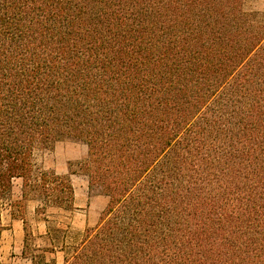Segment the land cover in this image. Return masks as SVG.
Masks as SVG:
<instances>
[{
  "label": "trees",
  "instance_id": "16d2710c",
  "mask_svg": "<svg viewBox=\"0 0 264 264\" xmlns=\"http://www.w3.org/2000/svg\"><path fill=\"white\" fill-rule=\"evenodd\" d=\"M244 2L0 0V239L16 180L13 205L73 210L34 159L72 139L108 203L64 264H264V14Z\"/></svg>",
  "mask_w": 264,
  "mask_h": 264
},
{
  "label": "rangeland",
  "instance_id": "374dc122",
  "mask_svg": "<svg viewBox=\"0 0 264 264\" xmlns=\"http://www.w3.org/2000/svg\"><path fill=\"white\" fill-rule=\"evenodd\" d=\"M244 8L264 14V0H245ZM87 152L85 144L72 139L60 141L52 149L35 152L34 159L39 168L70 175L76 196L75 206L71 211L48 208L43 214L36 211L43 206L38 201H28L22 207L13 205L22 197V180H16L12 199L4 201L1 211V223L5 227L0 239L2 264H44L52 260L63 264L66 254L83 241L86 229L97 225L108 198L91 194L87 177L78 171L76 163L84 160ZM13 213L16 215L14 219ZM25 228L28 234L26 257L23 255ZM52 249L53 252L45 253Z\"/></svg>",
  "mask_w": 264,
  "mask_h": 264
},
{
  "label": "crops",
  "instance_id": "0c3cea01",
  "mask_svg": "<svg viewBox=\"0 0 264 264\" xmlns=\"http://www.w3.org/2000/svg\"><path fill=\"white\" fill-rule=\"evenodd\" d=\"M57 264H59L57 261H56ZM64 264V263H63Z\"/></svg>",
  "mask_w": 264,
  "mask_h": 264
}]
</instances>
